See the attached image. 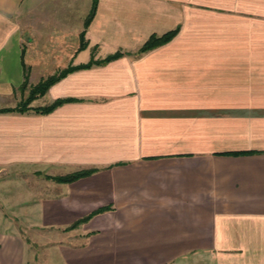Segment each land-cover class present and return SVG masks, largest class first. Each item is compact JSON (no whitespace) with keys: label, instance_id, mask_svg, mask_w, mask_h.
Wrapping results in <instances>:
<instances>
[{"label":"crops","instance_id":"1","mask_svg":"<svg viewBox=\"0 0 264 264\" xmlns=\"http://www.w3.org/2000/svg\"><path fill=\"white\" fill-rule=\"evenodd\" d=\"M116 51L0 112V264H264V0H0V108Z\"/></svg>","mask_w":264,"mask_h":264},{"label":"trees","instance_id":"2","mask_svg":"<svg viewBox=\"0 0 264 264\" xmlns=\"http://www.w3.org/2000/svg\"><path fill=\"white\" fill-rule=\"evenodd\" d=\"M95 8H96V2L93 1V4H92L91 9L89 11V14L87 15V17L85 19V23H84L85 26H87L88 23L90 22V20L92 19L94 12H95ZM177 31H178L177 29H174V30H170V31H168L162 35L152 34L143 43V45L140 47L139 52H144V51L150 50L154 47L160 46V45L168 42L169 40H171L174 37V35L177 33ZM83 36H84V32H81L79 49H81L85 46V41H84ZM123 55H124L123 52L116 51L115 53L109 54L101 60H90L86 64H81L78 66H68L66 68H63V69L55 72L54 74L49 75L46 78L41 79L34 86H31L29 94L27 95V97L24 100H21L15 107H13V108H0V112H6V111L24 112V111L32 110V111H34L36 113H40V114L49 113L52 110H54L57 106L61 105L62 103L73 101L75 99H73V98H56L55 100H53L49 104L41 105V106H35V107H31L30 103L34 99L44 95L46 93V91L48 90V88L52 84H54L56 81H58L62 77L66 76L69 72H71L75 69H78V68H87V67L91 66L92 64H97V65L98 64H104V63H107V62L112 61L114 59H117ZM23 67H24V65H23ZM24 78H25L24 83H26V79H27V71L26 70L24 71ZM88 173H89V171H76V172L67 174L65 176L53 177V179L55 181H59V182H70V181H73V180L77 179L78 177L83 176V175L88 174ZM82 220L71 224L67 229L75 228Z\"/></svg>","mask_w":264,"mask_h":264},{"label":"rangeland","instance_id":"3","mask_svg":"<svg viewBox=\"0 0 264 264\" xmlns=\"http://www.w3.org/2000/svg\"><path fill=\"white\" fill-rule=\"evenodd\" d=\"M27 71V79H26V83H24L25 81V78L21 84V86L19 87V89L17 90H20V97L19 98H22L21 100H24L27 95L29 94V91H30V87L31 86H34L35 84H37L38 82H36L35 84H31L30 86L28 85L29 83V79H28V72L29 70H27L26 67H23V71ZM47 92V91H46ZM46 94V93H45ZM44 94V95H45ZM42 95V96H44ZM41 96V97H42ZM40 98V97H38ZM20 100V101H21ZM38 103L40 104L41 101L39 100ZM46 105V104H45ZM41 106V105H40ZM13 192V190H12ZM32 230V229H31ZM26 234V237H27V241L28 243L30 244V246L35 250V263L34 264H45L43 263V257L45 258V255L47 256V251L45 250V243L46 242H49V239L46 240V242L43 241V237H45V234L43 232H37V231H30V229L25 232ZM42 233V234H41ZM43 235V236H42ZM47 245V244H46Z\"/></svg>","mask_w":264,"mask_h":264}]
</instances>
